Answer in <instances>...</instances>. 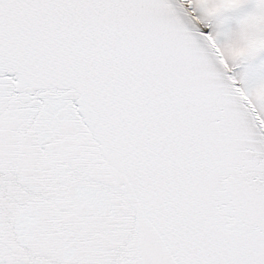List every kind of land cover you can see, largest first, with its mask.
I'll use <instances>...</instances> for the list:
<instances>
[{"label":"snow or ice","instance_id":"1","mask_svg":"<svg viewBox=\"0 0 264 264\" xmlns=\"http://www.w3.org/2000/svg\"><path fill=\"white\" fill-rule=\"evenodd\" d=\"M0 264H264V0H0Z\"/></svg>","mask_w":264,"mask_h":264}]
</instances>
